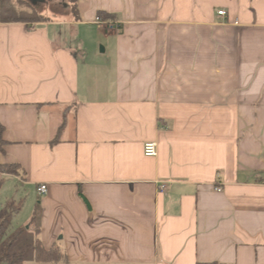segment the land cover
Here are the masks:
<instances>
[{
	"label": "crops",
	"instance_id": "obj_1",
	"mask_svg": "<svg viewBox=\"0 0 264 264\" xmlns=\"http://www.w3.org/2000/svg\"><path fill=\"white\" fill-rule=\"evenodd\" d=\"M72 5L0 20V164L19 167L0 182L13 185L0 194L11 252L264 264V0ZM37 241L62 259L37 262Z\"/></svg>",
	"mask_w": 264,
	"mask_h": 264
},
{
	"label": "trees",
	"instance_id": "obj_2",
	"mask_svg": "<svg viewBox=\"0 0 264 264\" xmlns=\"http://www.w3.org/2000/svg\"><path fill=\"white\" fill-rule=\"evenodd\" d=\"M76 1L73 3L72 13H77ZM99 19L102 21L114 20V16L110 14L99 13ZM0 20L2 23H14V22H42L46 18L40 16L36 12H23L19 11L12 0H1ZM3 153V143L0 140V154ZM19 172V167L15 165H3L0 164V173L2 175H16ZM1 182V181H0ZM1 184V183H0ZM10 207V206H9ZM10 209V210H9ZM12 208H4L0 210V264H23L24 254L11 252L12 246L15 242V237L4 241L3 237L8 230L12 217ZM63 254L58 247H53L51 250H46L42 244L37 241L35 243V260L37 262H57L62 259Z\"/></svg>",
	"mask_w": 264,
	"mask_h": 264
},
{
	"label": "rangeland",
	"instance_id": "obj_3",
	"mask_svg": "<svg viewBox=\"0 0 264 264\" xmlns=\"http://www.w3.org/2000/svg\"><path fill=\"white\" fill-rule=\"evenodd\" d=\"M42 1H43V3L40 4V2L39 3L38 2L35 3L32 0H12V2L18 8H26L28 6V7H32V8L34 7V8H36L39 11L41 9H45L46 10L49 7L54 13H61L62 12V10H61L62 4L67 2V0H41V2ZM68 1H73V0H68ZM5 176L0 173V181L2 180V178H6ZM12 191H13L12 183H7L6 182L4 185H2V188L0 190L1 197L4 198V199H9L11 197L12 193H13ZM5 208L8 209L10 207L9 206H5ZM12 210H13V208H12ZM16 222L17 221L12 222L11 230L16 229ZM6 232H5L4 236L6 235ZM3 240H4V237H3Z\"/></svg>",
	"mask_w": 264,
	"mask_h": 264
},
{
	"label": "built area",
	"instance_id": "obj_4",
	"mask_svg": "<svg viewBox=\"0 0 264 264\" xmlns=\"http://www.w3.org/2000/svg\"><path fill=\"white\" fill-rule=\"evenodd\" d=\"M218 15L222 16V17L226 16V12L224 10H221V11L218 12ZM107 24H108V27L110 29H114L116 27V23H114V22H108ZM235 24H237V23L235 22ZM157 153H158V151H157V144L156 143H153V142L145 143V145H144V155L146 157H156ZM164 187H165L164 185H161V189H164ZM37 190H38V194L40 196H44V195H46L48 193V187L45 184L38 186ZM215 190L217 192H221L222 188L221 187H217Z\"/></svg>",
	"mask_w": 264,
	"mask_h": 264
}]
</instances>
